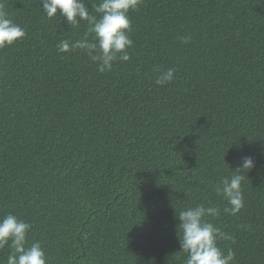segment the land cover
I'll return each mask as SVG.
<instances>
[{"label":"trees","instance_id":"1","mask_svg":"<svg viewBox=\"0 0 264 264\" xmlns=\"http://www.w3.org/2000/svg\"><path fill=\"white\" fill-rule=\"evenodd\" d=\"M2 2L26 37L0 50V218L30 223L47 264H185L176 212L223 208L214 186L251 157L244 208L211 222L233 264H264V0H143L130 60L104 73L57 50L86 22Z\"/></svg>","mask_w":264,"mask_h":264},{"label":"clouds","instance_id":"2","mask_svg":"<svg viewBox=\"0 0 264 264\" xmlns=\"http://www.w3.org/2000/svg\"><path fill=\"white\" fill-rule=\"evenodd\" d=\"M39 3L42 14L48 19L58 18L59 14L74 29L81 22L88 25L81 39L71 43L68 40L60 41L58 52L67 55L79 50L97 65V71L101 73L111 71L117 61L130 60L129 49L133 40L130 37L132 22L129 13L138 11L143 0H100L94 5L97 15L90 13L88 0H39ZM25 37V30L9 18L0 0V50L23 41ZM190 40V35L183 38L184 43ZM157 72L156 85L164 86L174 79V69H157ZM253 167V159L244 157L241 165L235 171H230V176L222 178L214 186L217 196L225 202L223 208L208 202L207 206L197 204L179 211L178 215L176 212L181 251L188 254L185 264H233V250L229 248L225 254L218 242L235 243L234 237L211 221L216 220L222 212L233 217L241 212L245 206L242 181ZM31 229L30 223L16 215L7 214L0 218V249H10L6 264H47L41 244L28 243Z\"/></svg>","mask_w":264,"mask_h":264}]
</instances>
